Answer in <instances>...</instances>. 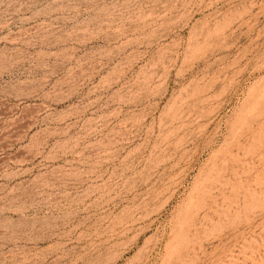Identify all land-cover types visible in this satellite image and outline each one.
I'll return each instance as SVG.
<instances>
[{"label": "rangeland", "instance_id": "rangeland-1", "mask_svg": "<svg viewBox=\"0 0 264 264\" xmlns=\"http://www.w3.org/2000/svg\"><path fill=\"white\" fill-rule=\"evenodd\" d=\"M0 264H264V0H0Z\"/></svg>", "mask_w": 264, "mask_h": 264}]
</instances>
